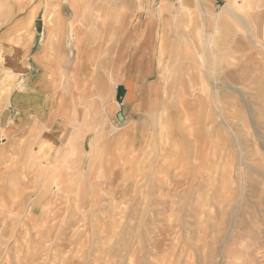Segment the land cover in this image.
I'll use <instances>...</instances> for the list:
<instances>
[{"label":"rangeland","instance_id":"1","mask_svg":"<svg viewBox=\"0 0 264 264\" xmlns=\"http://www.w3.org/2000/svg\"><path fill=\"white\" fill-rule=\"evenodd\" d=\"M0 116V264H264V0H0Z\"/></svg>","mask_w":264,"mask_h":264},{"label":"crops","instance_id":"2","mask_svg":"<svg viewBox=\"0 0 264 264\" xmlns=\"http://www.w3.org/2000/svg\"><path fill=\"white\" fill-rule=\"evenodd\" d=\"M57 21H59L63 25L62 18H58ZM48 51L49 50H47L46 52L50 53ZM50 59H51L50 56H48L47 62H51L52 59L51 60ZM39 63H45V58H43V57L41 58L40 57L39 58ZM106 63H108V62H106ZM106 63H104V64L106 65ZM34 66H35V64H34ZM97 66H98V64H96V66H95L96 68L95 69H92V71L94 73L100 72V70H99V68ZM99 66H100V64H99ZM79 71H80V69H79ZM100 82H101V77H96L94 75V79H93V82H92L93 85L90 87V89H94V87L98 86L100 84ZM45 84H46V82H42L41 83V82H38V81H36V82L33 81L32 86H34L35 89H37L38 91H41V88ZM81 89H84V87L82 86ZM37 92L34 95H38ZM33 98L35 100H37V104H39L38 96L37 97H33ZM64 98H65V96H64ZM60 111L62 113H59V115L56 114V113L49 114L47 119H44V121L41 120L42 121V126L40 125V126L37 127L38 131L41 130L40 128H47L49 130V134L47 135L48 136L47 139L52 140L53 144L49 145V150H48V153H47L48 156L51 155V152H52V154H54V156H56L57 153L60 151V147H62V143L64 141H66L67 139H69V136L72 135L71 128H70V123L68 122V124H67L65 122L66 121L65 117H69L70 113L68 112V109L64 110L63 108H61ZM62 117H64V119H63L64 121L62 120ZM0 119H1V116H0ZM37 130L35 132L33 131V133L35 134L37 132ZM42 131H44V130H42ZM63 138H64V140H63ZM36 143L38 145V141H36ZM65 150L68 151L69 148L67 147Z\"/></svg>","mask_w":264,"mask_h":264},{"label":"bare ground","instance_id":"3","mask_svg":"<svg viewBox=\"0 0 264 264\" xmlns=\"http://www.w3.org/2000/svg\"><path fill=\"white\" fill-rule=\"evenodd\" d=\"M181 2V1H180ZM38 28H40V30H42V26H41V23H38ZM158 28V27H157ZM15 28L13 27V29H11V31L12 30H14ZM43 30H44V32H43V34H45V37H46V42H47V45L48 44H50L51 43V35H52V31L49 29V28H47V27H44L43 26ZM10 30H8V32H9ZM10 31V32H11ZM5 33H6V31H5ZM157 34H158V32H157ZM59 36V35H58ZM160 42V41H159ZM100 47V46H99ZM3 53V52H2ZM98 53V52H97ZM3 57V56H2ZM6 57V56H5ZM48 58V57H47ZM8 59V58H7ZM5 60V59H4ZM3 60V61H4ZM51 60V59H50ZM12 61V60H11ZM83 76V75H82ZM85 82V81H84ZM77 83V82H76ZM82 83V82H81ZM78 84V83H77ZM10 85V84H9ZM75 86H77V85H75ZM24 91V90H23ZM20 92V91H19ZM22 94V93H21ZM29 106V105H28Z\"/></svg>","mask_w":264,"mask_h":264},{"label":"water","instance_id":"4","mask_svg":"<svg viewBox=\"0 0 264 264\" xmlns=\"http://www.w3.org/2000/svg\"><path fill=\"white\" fill-rule=\"evenodd\" d=\"M118 117H119L120 119H123V115H122L121 113L118 114Z\"/></svg>","mask_w":264,"mask_h":264}]
</instances>
